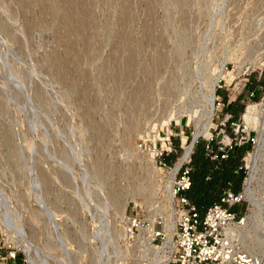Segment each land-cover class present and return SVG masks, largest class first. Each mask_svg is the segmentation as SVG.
<instances>
[{
	"label": "rangeland",
	"instance_id": "rangeland-1",
	"mask_svg": "<svg viewBox=\"0 0 264 264\" xmlns=\"http://www.w3.org/2000/svg\"><path fill=\"white\" fill-rule=\"evenodd\" d=\"M54 2L0 0V219L17 233L11 240L0 225V264H147L142 240L154 230L163 236L153 244L163 246L166 214L147 204L149 192L138 191L147 177L126 146L127 126L139 125L133 146L157 151L162 139L155 145L152 137L160 121L181 100L182 111L197 105L198 81L187 89L195 71L224 67L216 93L226 106L216 102L211 143H232L243 185L247 156L258 144L241 139L242 114L261 102L264 113V0ZM233 105L240 110L236 119L228 111ZM195 129L187 113L181 125L170 120L167 136L177 151L167 157L172 167L184 153L183 137L191 144ZM208 139L200 136L193 154L206 157ZM261 155V201L248 233L264 240V144ZM126 167L133 168L130 175ZM248 207L246 199L234 209L244 216Z\"/></svg>",
	"mask_w": 264,
	"mask_h": 264
},
{
	"label": "bare ground",
	"instance_id": "bare-ground-1",
	"mask_svg": "<svg viewBox=\"0 0 264 264\" xmlns=\"http://www.w3.org/2000/svg\"><path fill=\"white\" fill-rule=\"evenodd\" d=\"M54 1L55 0H53V2ZM61 1H63V0H61ZM66 1H69V0H66ZM66 1L64 0V2H66ZM105 1H107V0H105ZM36 2H37V0H36ZM39 2H40V0H39ZM57 2L59 4V0L58 1L56 0V2H54V4H57ZM58 4H57V7H59ZM38 5L39 4L37 3V6ZM41 5H43V3H41L40 6ZM45 5H47V4H45ZM75 5H76V3H75ZM66 6H68V5L66 4ZM55 9L57 10V8H55ZM58 9H59L58 12H56V11H54V12L59 13L60 11H62V8H58ZM70 9H71V7L69 8V10ZM75 9H76V6H75ZM69 10L67 11L68 13H69ZM87 10H88V8H87ZM65 11H66V9H65ZM56 13H54V14H56ZM63 14H65V12H63ZM63 14H61V15H63ZM86 14H87V11H86ZM68 15H70V14H68ZM64 16H63V18H64ZM64 19H66V18H64ZM68 19H69V17H68ZM83 19H81V20L83 21ZM85 19H84V21H85ZM69 20H72V19H69ZM48 21H50V20H48ZM88 22L89 21H87V23ZM68 23H72V22L70 21ZM77 23H78V21H77ZM71 25H69V26H71ZM65 26H66V24H65ZM71 27L73 28V26H71ZM78 27H79V25H78ZM2 28H3L2 29V31H3L4 27H2ZM68 30H72V29H68ZM75 31H76V29H75ZM69 33H71V31ZM77 33L78 32H76V34ZM80 33H78V35H80ZM81 34H83V33H81ZM76 37H77V35H76ZM72 38H73V35H72ZM74 38H73V40H74ZM81 38H82V35H81ZM79 39H80V37H79ZM73 40H70L69 43H72L71 41H73ZM256 65H259V62H256L254 67ZM262 65H264V63H262ZM151 66H152V64H151ZM151 66H150V69L154 70V68H153L154 65L152 66V68H151ZM148 67H149V65H148ZM199 69H201V68H199ZM240 69L242 70L243 66H241ZM198 70L195 71L196 75L192 76L191 80L189 82H187V84H188L187 89H190L191 87H193L194 84H197V81L199 84V85H197L198 89L201 88V93L196 98L197 99L196 107H194L193 109L188 110V111H182L186 105V102L181 100V102H183V103H180V105L178 106L179 108L175 111L174 110L169 111L168 116L164 120L160 121V124H158L159 125L158 133L152 137L154 139L155 145H156V142L158 141V139L161 138L162 144H163V146H165V143H166L165 141L170 137V136H167V133H168V126H169L170 120L172 118L175 119V121L178 125H181L183 116H185V114L187 113L188 118H189V123L191 124L192 122H195L196 129H195V133H194V140L191 144L190 143L187 144L186 143L187 137L186 136L183 137L182 141H183L184 153L181 157H179L177 163L175 164V166L172 169L164 170L163 168H160L157 166L155 158H156V155L158 154V149H157V151H155L148 144H145L144 150L141 151L140 149H138L137 146H135V145L133 146V144L131 143V138H133L139 134V132H140L139 131V125L137 126L136 123L131 119L132 121L130 120L129 122H134L135 125L130 123L131 125L128 124L129 126H127L128 127V129H127L128 142H127L126 146H128V149L134 155L132 157H135V155H136V157H139L141 159L140 168H141V170L142 169L144 170V173L146 174V177H147V185H144L142 188L140 187L141 189L138 188V191H140L142 193V196H143V194L145 195V191L149 192L147 194V196H145L146 201L148 200L147 204L150 205L151 207L152 206L155 207V210H153L154 212H161L162 211V212H165V214H166L165 215V226H164V233H165L166 238H165V242H164L162 247H158V246L154 245L152 242V240H154L157 236L156 231H154V230L149 231L150 236H148L147 238L141 237L142 235L140 236L141 238H143V240H142L143 242L141 245H143L144 257H145V261L147 262V264H171L173 258L170 254L175 249V245H176L175 235L177 234V223H178V218L181 214V213L175 212V210H174L175 205H177V203H176L177 198L174 194V189H175L174 185L176 183V177H177V174H178L182 164L190 160L191 155H192L193 150H194L193 148H194V144H195L196 140L200 136H204L205 138H209V139L212 137V133H211L210 129L213 125V120H214V117L216 115V98H217L216 91H217L218 86L220 85V81L223 78L225 68L220 67L217 70L215 69L213 73H207V72L203 71L204 73L202 72V74H199ZM212 71H213V69H212ZM151 72H152V70L150 71V73ZM174 75H177V74H174ZM189 76H190V74H189ZM178 77H180V76H177L176 79ZM185 79H186V77H185ZM173 80H174L173 82H175V77ZM178 80H179V78H178ZM121 81H122V79H121ZM173 84H175V83H173ZM184 84H186V82ZM177 87L175 89H176V92L179 93L180 91H182L183 87H185V86H183V87L180 86L179 88H177ZM196 87H194V89ZM185 92H187V91H185ZM148 93H150V92L148 91ZM153 94L155 95V93H153ZM186 95H187V93H186ZM181 96H182V94H181ZM144 97H145V94L143 95V98ZM147 97H148V95H147ZM149 98H150V95H149ZM155 98H156V96H155ZM192 98H193V96H192ZM146 100H148V99H146ZM144 103H146L147 105H148V103L150 104L149 101H148V103H147V101H145ZM169 105L170 104H165V102H164V105H163L164 109L163 110L166 111L168 109ZM261 105H263V102H261L259 104L249 105L247 107L246 111L242 114V119H243L244 124L246 125L248 131H250L251 129H255L256 131L259 132V138H258V143H257L258 145H257L256 152L254 154L250 153L247 156V162H248V168L250 170V174L245 179L244 195H245V198L249 201V207L247 209L246 215H244L242 217V222H238V223L232 225L231 228L229 229V233L231 235L237 236L242 241L243 245L246 248H248L249 250H251V251L254 249L260 250V252L258 251V254L256 253V255H261L264 258V240H261V238H259V239L254 238V236H251V234L248 233L250 226L256 220V217L258 215V205L261 201V198H258L257 193H256V189L261 184L260 179L262 178L260 175V168H261L260 160L262 158L261 151H262V147L264 144V135H263V133H264V121H262V118L264 117V113L261 111V108H260ZM143 106H145V105H143ZM149 106H151V105H149ZM153 154H155V158H154ZM131 169H133V168L128 169V167H126V170H128V171H130ZM132 171H134V170H132ZM142 172L140 174H142ZM130 174H131V171L129 172V175ZM126 175H127V173H126ZM159 180H162V183H159L158 182ZM156 182L158 183V188H155L154 184ZM139 205H141V204L136 202V206H139ZM118 208L121 209V211H122L121 206H119ZM118 213H121V212L118 211ZM54 215H55L54 216L55 217L54 223H56V229L57 228L59 229L61 226L60 219L58 218L57 214H54ZM260 217H261V215H260ZM176 219H177V221H176ZM20 222L18 221L16 226L19 228L21 233H24V227L20 224ZM2 223L3 222L0 219V225H2ZM256 225H258V224H256ZM2 226H3V228H5L4 232H6L9 235V238L11 240H14L15 239L14 236H17V233L12 231L7 225H2ZM254 228H256V227H254ZM125 230L126 229H124L123 231H125ZM60 235H61L63 240H66L67 236L65 234L60 233ZM140 237H139V239H140ZM25 251L28 254L30 260H32L31 253H30V247L27 246L25 248Z\"/></svg>",
	"mask_w": 264,
	"mask_h": 264
},
{
	"label": "built area",
	"instance_id": "built-area-1",
	"mask_svg": "<svg viewBox=\"0 0 264 264\" xmlns=\"http://www.w3.org/2000/svg\"><path fill=\"white\" fill-rule=\"evenodd\" d=\"M221 88L222 86L219 85L217 89ZM256 91L250 92V97H254ZM216 102L221 108L226 106V102L220 96H217ZM230 118L232 119L233 116L228 114L227 120ZM251 131L246 127L242 129L241 139L255 146L258 137ZM171 137L165 141V146L161 141L156 155V164L167 170L173 168L167 162V157L177 152ZM212 141L213 137L205 144L206 157L213 161L229 160L234 149L232 143L220 142L216 147L211 143ZM198 143L199 141L196 140L194 148ZM191 161L192 157L182 164L174 185V194L179 200V205H175L174 210L181 214L178 218L176 245L172 252L171 264H264L261 255L253 253L237 236L229 233L232 225L242 222L243 214L236 212L234 208L246 201L244 188L239 193L224 191L219 201L213 203L201 217L196 206L185 195L192 186ZM161 236L163 234L159 233L156 238Z\"/></svg>",
	"mask_w": 264,
	"mask_h": 264
},
{
	"label": "crops",
	"instance_id": "crops-1",
	"mask_svg": "<svg viewBox=\"0 0 264 264\" xmlns=\"http://www.w3.org/2000/svg\"><path fill=\"white\" fill-rule=\"evenodd\" d=\"M229 109L230 107L228 108V111ZM234 155L235 152L231 154L229 160L217 161H213L208 157L203 156L201 152H198V155L193 157V173L198 172V178L200 179L204 190L195 193L191 189L187 191L185 195L191 203L196 206L202 216H204L213 203L219 201L224 191L231 190L234 193H239L243 186L245 188V181L242 185L244 175L241 171V166ZM239 210L240 209L235 211L239 212Z\"/></svg>",
	"mask_w": 264,
	"mask_h": 264
},
{
	"label": "trees",
	"instance_id": "trees-1",
	"mask_svg": "<svg viewBox=\"0 0 264 264\" xmlns=\"http://www.w3.org/2000/svg\"><path fill=\"white\" fill-rule=\"evenodd\" d=\"M229 111H231V113L234 114V119H236L238 112H240V110L237 109V107L235 105L230 106ZM196 155H198V152L194 154L195 157H196ZM192 164H193V162H192ZM190 177L192 180V186H191L192 191L195 193L203 191L204 188L200 182V179L198 178V172L193 173V171H192L190 174ZM241 214H243V213H241ZM201 217H203V216L201 215Z\"/></svg>",
	"mask_w": 264,
	"mask_h": 264
}]
</instances>
